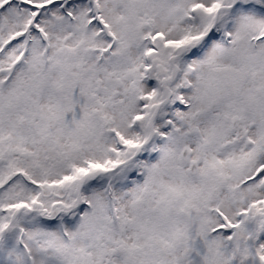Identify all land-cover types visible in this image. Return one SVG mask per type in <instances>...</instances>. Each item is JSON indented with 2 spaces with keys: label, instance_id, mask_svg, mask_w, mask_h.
<instances>
[{
  "label": "snow or ice",
  "instance_id": "1",
  "mask_svg": "<svg viewBox=\"0 0 264 264\" xmlns=\"http://www.w3.org/2000/svg\"><path fill=\"white\" fill-rule=\"evenodd\" d=\"M0 264H264V0H0Z\"/></svg>",
  "mask_w": 264,
  "mask_h": 264
}]
</instances>
